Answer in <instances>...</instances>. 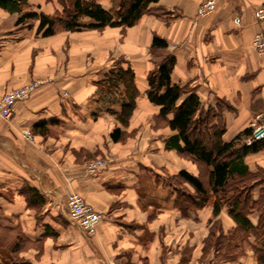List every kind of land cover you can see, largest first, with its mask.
Masks as SVG:
<instances>
[{"label": "crops", "instance_id": "1", "mask_svg": "<svg viewBox=\"0 0 264 264\" xmlns=\"http://www.w3.org/2000/svg\"><path fill=\"white\" fill-rule=\"evenodd\" d=\"M96 1L113 7V0ZM206 1L159 0L125 30H61L50 37L38 34L39 21L17 26L19 16L0 9V96L45 81L17 104L11 120L0 119V245L7 242L14 264H258L255 249L264 240L253 236L239 242L235 261L204 254L215 222L224 234L236 224L226 208L216 217L211 205L187 215L175 207L170 178L199 171L166 148L174 132L147 96L150 72L174 57V84L194 89L206 107L226 104L224 142L264 123V54L253 47L260 31L255 11L264 0H215L214 13L198 17ZM27 10L54 17L64 6L28 0ZM155 36L168 48L153 53ZM119 66L133 71L138 91L128 127L118 119L128 91L110 79ZM117 130L121 138L114 141ZM100 159L106 167L90 174L87 164ZM244 161L254 173L264 169V149ZM72 192L103 215L93 237L67 213ZM249 219L258 226L257 212ZM6 232L14 240L1 239ZM3 257L0 251V264H13Z\"/></svg>", "mask_w": 264, "mask_h": 264}, {"label": "trees", "instance_id": "2", "mask_svg": "<svg viewBox=\"0 0 264 264\" xmlns=\"http://www.w3.org/2000/svg\"><path fill=\"white\" fill-rule=\"evenodd\" d=\"M59 1L64 6V12L54 17L28 11V0H0V9L17 14V26L39 21L38 34L50 37L61 30L103 31L107 27L125 30L135 26L144 15L152 13L150 6L159 0H113V7L109 11L96 0ZM167 48L164 39L154 37L153 53ZM175 64L174 57H166L157 65L148 76L147 92L150 102L160 108V119L174 132L166 141V148L192 161L199 171L198 176L181 171L170 178L169 184L177 194L175 207L187 215L190 210L211 205L216 217L226 208L236 227L224 234L220 222H215L205 241L204 254L212 251L218 260L235 261L241 254L237 251L239 242H247L250 236L258 242L264 240V188L259 199H253L255 189L264 186V169L260 168L254 173L244 161L248 154L264 149V143L246 144L253 134L252 128L233 141L224 142L226 128L223 109L226 104L218 102L216 108L206 107L194 89L174 84L171 76ZM111 73L110 79L119 80L128 91V101L118 115L122 125L128 127L138 97L135 76L131 69L124 70L120 66ZM120 134L117 130L112 135L114 141H119ZM185 184L194 192H188ZM255 212L260 216L257 227L249 219ZM255 255L258 264H264V248H256Z\"/></svg>", "mask_w": 264, "mask_h": 264}, {"label": "built area", "instance_id": "3", "mask_svg": "<svg viewBox=\"0 0 264 264\" xmlns=\"http://www.w3.org/2000/svg\"><path fill=\"white\" fill-rule=\"evenodd\" d=\"M216 1L209 0L202 3L197 10L198 17H207L214 13ZM255 18L260 26V31L254 36L253 47L255 50L264 54V1L260 8L255 11ZM235 22L240 24V20ZM44 80H37L20 89L12 90L0 96V119L11 120L16 111V106L20 102L27 101L37 88L44 85ZM253 134L246 140L247 145L255 142L264 141V123L253 125ZM106 167L104 160H96L87 164V170L90 174L96 175ZM66 210L71 219L76 222L82 231L90 237L95 236L99 224L103 220V215L90 206L84 198L77 193H69L67 196Z\"/></svg>", "mask_w": 264, "mask_h": 264}, {"label": "rangeland", "instance_id": "4", "mask_svg": "<svg viewBox=\"0 0 264 264\" xmlns=\"http://www.w3.org/2000/svg\"><path fill=\"white\" fill-rule=\"evenodd\" d=\"M254 125H258V124H254ZM259 126V125H258ZM10 237H11V240H14V234H8L7 232L6 233H3L1 239H7V240H10ZM7 242H4L3 245H0L1 248H5L6 250H0L3 252V258L2 260L4 262H8V263H11V262H14V256H11L10 252H9V247H7L8 245L6 244Z\"/></svg>", "mask_w": 264, "mask_h": 264}]
</instances>
